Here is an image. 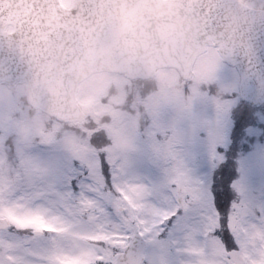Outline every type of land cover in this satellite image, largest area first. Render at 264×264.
<instances>
[{
	"label": "rangeland",
	"instance_id": "1",
	"mask_svg": "<svg viewBox=\"0 0 264 264\" xmlns=\"http://www.w3.org/2000/svg\"><path fill=\"white\" fill-rule=\"evenodd\" d=\"M69 2L63 0L64 4ZM249 4L257 5V1ZM195 71L188 82L175 69H162L149 81H134L119 73L92 74L77 92L83 119L66 125L28 104L22 82L10 87L0 84V216L19 229L43 227L33 215L43 195L50 196L53 204L63 203L74 215L78 208L73 198L57 191L59 183L70 188L80 175L79 169L72 167L74 158L103 154L120 173L118 177L105 164L110 184L123 178L128 169L132 178L148 187L163 179L164 165L180 157L209 203L216 181L235 186L231 227L240 250L244 257L264 259V107L254 111L241 103L238 73L221 60L214 47L197 59ZM236 104L238 109L233 113L254 112L249 119L257 123L250 124L247 133L238 131L233 137L229 113ZM218 141L231 158L228 169L237 170L227 179L220 176L222 161L214 160L211 151ZM94 163L99 166V160ZM82 186L83 178L77 181V190L82 191ZM212 210L216 211L214 204ZM224 211L220 217L227 219L231 211ZM253 215L259 217L255 224L251 222ZM191 227L183 216L175 218L171 228L165 223L151 237L157 241L154 259L162 260L167 247ZM42 238L50 237L0 228V261L24 264L25 244ZM51 238L72 250L80 248L74 237ZM188 242L195 247V242ZM212 254L224 255L217 240L212 241ZM41 255L37 249V261ZM73 264H88V259L80 258Z\"/></svg>",
	"mask_w": 264,
	"mask_h": 264
},
{
	"label": "water",
	"instance_id": "2",
	"mask_svg": "<svg viewBox=\"0 0 264 264\" xmlns=\"http://www.w3.org/2000/svg\"><path fill=\"white\" fill-rule=\"evenodd\" d=\"M26 1L36 0H0V81H25L28 101L61 120L83 118L76 90L91 73L150 78L175 67L191 79L208 44L237 67L240 96L264 104L262 8L240 0H72L70 7L39 0L50 17L26 21Z\"/></svg>",
	"mask_w": 264,
	"mask_h": 264
},
{
	"label": "snow or ice",
	"instance_id": "3",
	"mask_svg": "<svg viewBox=\"0 0 264 264\" xmlns=\"http://www.w3.org/2000/svg\"><path fill=\"white\" fill-rule=\"evenodd\" d=\"M231 118L233 137L238 124L242 129L250 126L246 110ZM224 143H227V128ZM211 151L214 160L223 161L220 173L227 176V154L219 141ZM97 160L99 166L94 163ZM106 163L120 177L119 170L103 154L72 160V167L79 169L80 175L70 188L59 183L57 191L73 198L78 208L74 215L63 203L53 204L50 196L43 195L33 208V215L39 218L43 227L19 229L14 224L10 225L11 230L31 231L50 237L29 240L25 244L24 264H73L80 258H87L88 264H264V259L239 255L240 244L231 227L234 205L227 219L221 218L219 210L224 206L225 194L213 190L214 196L209 203L207 195L201 196L200 186L180 157L164 165L163 179L148 187L132 178L128 169L123 178L110 184ZM81 178L83 190L78 191L77 181ZM212 204L216 206L215 212ZM200 213L205 214L201 217ZM181 216L187 218L193 227L167 247L162 260L154 259L157 241L151 237L165 223L169 228L173 227L175 218ZM257 219L259 217L253 215L251 222L255 224ZM54 236L74 237L80 242V248L72 250L67 244L51 238ZM213 240L223 246V256L212 254ZM188 241L195 242V247ZM261 243L264 244V240ZM37 249L42 253L38 261L35 257ZM0 264L5 262L0 261Z\"/></svg>",
	"mask_w": 264,
	"mask_h": 264
},
{
	"label": "trees",
	"instance_id": "4",
	"mask_svg": "<svg viewBox=\"0 0 264 264\" xmlns=\"http://www.w3.org/2000/svg\"><path fill=\"white\" fill-rule=\"evenodd\" d=\"M239 128L241 130H243L245 133L248 132V128L242 129V127L240 125H239ZM221 167H222V164H221ZM221 167H220V169H221ZM235 173H236V169L232 168V169H228V175L227 176L222 175L221 173H220V176L223 179H227L229 177V175H235ZM215 191H219V192L225 194L224 198H223L224 206L222 208H220V213L223 212L224 210H225L224 213L227 211H231L232 210L231 207L235 201L234 195H236V193H237L235 186L230 185V186L226 187V186H223L220 181H216ZM213 194H214V192H213Z\"/></svg>",
	"mask_w": 264,
	"mask_h": 264
}]
</instances>
